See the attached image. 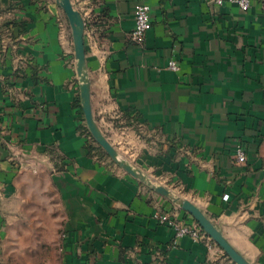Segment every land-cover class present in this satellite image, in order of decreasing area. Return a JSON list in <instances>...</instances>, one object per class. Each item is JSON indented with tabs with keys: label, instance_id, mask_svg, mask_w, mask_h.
I'll return each mask as SVG.
<instances>
[{
	"label": "crops",
	"instance_id": "1",
	"mask_svg": "<svg viewBox=\"0 0 264 264\" xmlns=\"http://www.w3.org/2000/svg\"><path fill=\"white\" fill-rule=\"evenodd\" d=\"M56 1L0 0V264H235L207 235L175 239L158 216L196 223L190 214L89 153ZM70 1L92 116L118 157L264 264V0L247 11L228 0ZM139 2L151 21L141 45L130 39Z\"/></svg>",
	"mask_w": 264,
	"mask_h": 264
},
{
	"label": "water",
	"instance_id": "2",
	"mask_svg": "<svg viewBox=\"0 0 264 264\" xmlns=\"http://www.w3.org/2000/svg\"><path fill=\"white\" fill-rule=\"evenodd\" d=\"M58 6L64 12L72 35L74 58L76 61V73L80 82V101L85 125L95 142L106 152L109 158L132 177L145 183L158 194L170 198L181 210L190 214L200 229L216 244L235 264H249L223 237L214 224L191 202L172 192L163 186L153 184L140 171L130 166L126 161L118 157L116 150L106 140L98 129L90 106V85L86 74L85 49H84V22L81 14L73 8L70 0H57Z\"/></svg>",
	"mask_w": 264,
	"mask_h": 264
},
{
	"label": "built area",
	"instance_id": "3",
	"mask_svg": "<svg viewBox=\"0 0 264 264\" xmlns=\"http://www.w3.org/2000/svg\"><path fill=\"white\" fill-rule=\"evenodd\" d=\"M229 2L236 4L241 10L247 11L250 6V0H228ZM223 0H215L214 3L221 5ZM134 27L130 34V39L137 45H141L144 41L146 32L151 27L150 21V8L147 4L137 3L133 9ZM167 68L173 71L178 70V66L174 60H171ZM235 160L237 163L242 164L245 162L246 157L243 148L237 145L235 149ZM226 197V196H225ZM158 222L161 225H165L174 230L175 239L182 236H188L193 241L209 240L206 234L200 229V227L194 223H186L175 220L168 215L158 216Z\"/></svg>",
	"mask_w": 264,
	"mask_h": 264
},
{
	"label": "trees",
	"instance_id": "4",
	"mask_svg": "<svg viewBox=\"0 0 264 264\" xmlns=\"http://www.w3.org/2000/svg\"><path fill=\"white\" fill-rule=\"evenodd\" d=\"M82 114V112L80 111ZM85 135H86V147L89 150V153H94V155H97L99 158L107 157L106 153L97 145L95 141L92 139L91 135L87 131L85 126H82L80 129Z\"/></svg>",
	"mask_w": 264,
	"mask_h": 264
},
{
	"label": "rangeland",
	"instance_id": "5",
	"mask_svg": "<svg viewBox=\"0 0 264 264\" xmlns=\"http://www.w3.org/2000/svg\"><path fill=\"white\" fill-rule=\"evenodd\" d=\"M42 249V250H41ZM26 250H27V252H28V254H29V252H31V248H26ZM38 250H39V252H37L39 255L40 254H45L46 252L45 251H47V248H38ZM36 251V250H35ZM33 252H34V250H33ZM35 254V253H34ZM41 256H38L37 258H40ZM10 264H46V263H40V262H34V263H27V262H22V263H10Z\"/></svg>",
	"mask_w": 264,
	"mask_h": 264
}]
</instances>
